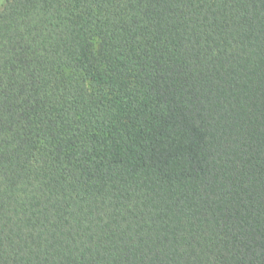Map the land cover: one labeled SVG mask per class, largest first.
I'll return each mask as SVG.
<instances>
[{
    "label": "trees",
    "instance_id": "trees-1",
    "mask_svg": "<svg viewBox=\"0 0 264 264\" xmlns=\"http://www.w3.org/2000/svg\"><path fill=\"white\" fill-rule=\"evenodd\" d=\"M0 264H264V0L0 7Z\"/></svg>",
    "mask_w": 264,
    "mask_h": 264
},
{
    "label": "rangeland",
    "instance_id": "rangeland-1",
    "mask_svg": "<svg viewBox=\"0 0 264 264\" xmlns=\"http://www.w3.org/2000/svg\"><path fill=\"white\" fill-rule=\"evenodd\" d=\"M8 0H0V7L4 6Z\"/></svg>",
    "mask_w": 264,
    "mask_h": 264
}]
</instances>
